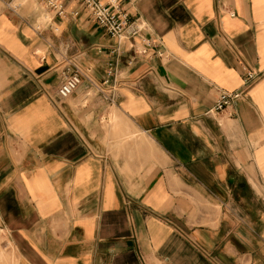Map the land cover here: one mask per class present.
<instances>
[{
    "label": "crops",
    "instance_id": "obj_1",
    "mask_svg": "<svg viewBox=\"0 0 264 264\" xmlns=\"http://www.w3.org/2000/svg\"><path fill=\"white\" fill-rule=\"evenodd\" d=\"M57 1L0 0V228L21 263L264 264V0H115L134 40Z\"/></svg>",
    "mask_w": 264,
    "mask_h": 264
},
{
    "label": "built area",
    "instance_id": "obj_2",
    "mask_svg": "<svg viewBox=\"0 0 264 264\" xmlns=\"http://www.w3.org/2000/svg\"><path fill=\"white\" fill-rule=\"evenodd\" d=\"M46 5L52 9L57 16L65 14V8L57 0H43ZM92 19L112 38H126L134 40L140 37L143 29L130 16L123 11L118 2L115 0H82ZM116 71L112 69L108 73L106 84H110L115 79ZM254 75L248 74L245 80L246 85H252ZM82 79L79 73L75 72L67 76L59 90V98L67 99L71 97L81 85ZM245 95V92L228 94L222 92L214 109L215 113H222L226 109L233 107L239 99Z\"/></svg>",
    "mask_w": 264,
    "mask_h": 264
},
{
    "label": "rangeland",
    "instance_id": "obj_3",
    "mask_svg": "<svg viewBox=\"0 0 264 264\" xmlns=\"http://www.w3.org/2000/svg\"><path fill=\"white\" fill-rule=\"evenodd\" d=\"M0 264H22L8 233L0 228Z\"/></svg>",
    "mask_w": 264,
    "mask_h": 264
}]
</instances>
